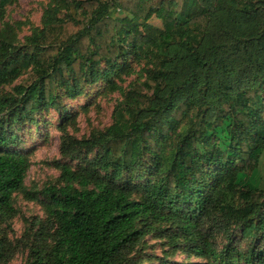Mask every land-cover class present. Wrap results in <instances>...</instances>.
Here are the masks:
<instances>
[{"label":"trees","instance_id":"16d2710c","mask_svg":"<svg viewBox=\"0 0 264 264\" xmlns=\"http://www.w3.org/2000/svg\"><path fill=\"white\" fill-rule=\"evenodd\" d=\"M12 1L0 0V9ZM56 4L64 16L49 18L23 48L10 25L0 31V89L32 71L15 94L0 95V225L15 216L16 194L38 200L25 185L32 163L8 149V129L60 106L64 91L75 100L99 81L116 90L129 57L149 68L110 128L70 140L68 152L101 154L59 165L63 185L41 193L47 219L37 221L25 264H142L140 246L154 233L182 240L204 264H264V0ZM204 16L203 29L194 21ZM236 231L249 242L245 253ZM15 249L0 237V264Z\"/></svg>","mask_w":264,"mask_h":264},{"label":"rangeland","instance_id":"374dc122","mask_svg":"<svg viewBox=\"0 0 264 264\" xmlns=\"http://www.w3.org/2000/svg\"><path fill=\"white\" fill-rule=\"evenodd\" d=\"M56 1L13 0L0 9V31L6 25H10L15 33V44L23 48L30 39H34L37 32H42L44 23L49 18L64 16L63 11L57 10ZM150 23L163 28L161 20L156 17L152 18ZM194 23L204 29L207 17L197 18ZM125 62L126 69L122 76L113 79V84L117 85L116 90L111 91L108 81H99L91 87L84 88V94L75 100L68 98L64 91L59 99L60 106L42 109L28 117L26 121L8 129L7 132L15 135L8 149L27 154L32 163L25 185L27 192L36 194L38 200L32 201L29 199L30 196L24 194L14 196L16 214L0 225V237H6L16 247L7 264L26 263L30 247L36 241L37 230L40 228L37 221L42 220L44 224L47 219L43 205L44 196L41 193L47 187L63 185L59 165L68 164L72 168H77L89 164L101 154L99 148H78L73 153L68 152L70 140H90L105 132L114 124L115 113L124 104L125 94L144 83L149 65L133 57H129ZM128 69H132L130 75H125ZM31 77L32 71L29 69L12 84L2 87L0 95L15 94L14 88L26 85ZM143 92L146 93V90ZM63 121H65L63 127L59 128ZM73 146L76 145L73 143ZM258 178L264 185V154L260 160ZM220 234L217 235L218 245L222 251L227 241ZM234 241L241 252L245 253L248 250L249 242L242 240L238 231ZM140 247L144 256L142 264L205 263L203 259L189 252L182 240L177 239L173 243H168L164 237H158L157 233L147 235ZM261 251L264 254V241ZM240 264H244V261H240Z\"/></svg>","mask_w":264,"mask_h":264}]
</instances>
